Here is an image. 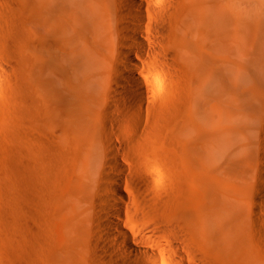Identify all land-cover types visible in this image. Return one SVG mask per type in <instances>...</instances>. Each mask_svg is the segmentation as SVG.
Returning <instances> with one entry per match:
<instances>
[{
    "label": "bare ground",
    "instance_id": "1",
    "mask_svg": "<svg viewBox=\"0 0 264 264\" xmlns=\"http://www.w3.org/2000/svg\"><path fill=\"white\" fill-rule=\"evenodd\" d=\"M0 53L20 137L16 184L2 171L15 199L0 194L17 254L0 240V264H193L161 242L212 238L198 212L228 183L201 159H262L264 0H0ZM169 77L179 107L158 141L148 126Z\"/></svg>",
    "mask_w": 264,
    "mask_h": 264
},
{
    "label": "rangeland",
    "instance_id": "2",
    "mask_svg": "<svg viewBox=\"0 0 264 264\" xmlns=\"http://www.w3.org/2000/svg\"><path fill=\"white\" fill-rule=\"evenodd\" d=\"M31 30H32V26L31 25L27 26L25 29L22 30V34L31 37L32 36ZM18 50L20 52L22 48H19ZM5 55L6 54L0 53V62L2 61ZM32 64L33 61L30 59L29 66ZM170 79L172 78L169 77L163 80L162 85L164 84L166 85H164L161 88L162 101L161 102H158L159 100L157 101V113L159 112L158 115L160 116L158 117L157 121L159 122L156 123L155 121L154 122V124L156 123L155 126L153 124L149 125L150 123H148L149 126L146 125L145 127H143L144 125L140 124V128L142 129V130L140 129V132H142L143 130H147L148 129L147 126H148L150 128L148 129V131L152 133L151 135L153 137L155 135H157L158 138L159 137L162 138L164 136L165 128L163 126L166 124V119L168 116V114L166 116L165 112L168 111L170 112V114H172L175 111V108L179 107L178 83L176 80L174 81V79H172L173 81H170ZM3 81L4 80L0 78V85L3 83ZM9 100L10 99L7 100L5 99V101L3 102L2 93L0 92V168H1L0 182H2L0 184L4 183L9 186L8 187L3 184L5 187V189H3L4 188L3 185H0L3 187V188L0 187V192H1L0 194L2 196L4 194L7 195V199H6L7 202H9V200H11L12 198L15 199L14 197L16 196V194L13 192V191L16 192V189L15 190L13 189L16 188L15 184L17 181L16 178L17 174L15 172L16 169H14V171L12 172L11 170L17 167L16 166L17 164H15L17 161L16 162L14 161L20 159L19 128H18V124L15 121L16 117H14L13 113L12 114L9 113V111L11 110L13 111L17 103L15 104V106L11 107L14 101L11 100V102H9ZM5 104L8 109V112L7 110L5 111L6 109ZM17 110H20V108ZM13 112L15 114V110ZM252 127L259 129L262 128L264 130V122L262 121L256 122L252 125ZM149 132H146V134H148ZM157 136H155L154 140L158 139L156 138ZM252 139L254 141L253 148L260 153L262 159H242L240 153L239 156L237 154L233 159H201V161L207 160L210 163L212 171L218 178L227 181L228 189H226V192H223L220 189H216L212 194L211 202H208L206 208L201 209L198 212L199 220L201 221L206 220L209 222L208 229H209V233L212 236L211 239H205L202 236H200L199 234L200 229H195V234L193 231L191 232L188 229H183L180 232L181 238L178 241L169 237L168 234L164 236V239L162 240L161 243L175 246L178 249L180 255L183 256L184 260L190 261L191 263L193 262V264H264V179L258 175V171L260 169H264V147L258 131L253 132ZM154 142L155 141H153L152 144ZM163 143L164 142H162V144ZM149 147L150 146H148V148ZM152 148L154 149L153 146ZM147 150H151V148ZM162 151L164 150L162 149ZM135 152L136 151L133 150L131 151L130 155L127 154V157L124 156L125 158H123L126 159L125 163L129 162V164H126L128 167L133 162L131 159L136 158L135 159L136 161L134 163H136L137 161L138 162L142 161V159H144L142 157H140L142 159L139 158L140 154L138 151H137L138 153ZM132 154L133 157L131 158L130 156H132ZM128 155L129 158H131L130 159L132 161L131 163L130 161H127L129 159ZM135 155L138 156L136 157ZM8 159L11 162L12 159H14L13 165H10L11 162ZM161 159L163 158L161 157L159 159L160 162ZM5 164L7 165V167L10 166V173L15 174L14 177L16 179L13 178V174H11L13 183H15L13 184V186L11 185L12 180L10 179V176H8L5 172L7 170ZM12 166L14 167L12 168ZM131 167L134 168L133 165ZM3 170H5L4 171L5 173L2 172ZM7 176L9 178V181L6 178ZM5 178L8 181L7 183ZM2 179H4L5 182H3ZM180 183L186 186L189 185V181L186 178H182L180 180ZM10 186H12L11 190L8 189L10 188ZM4 190L6 191L9 190L8 191L9 193L7 192L9 195L7 193H4L5 192ZM189 190L190 189L188 187L186 192ZM2 191L4 192L2 193ZM11 193L14 197L11 195ZM10 195H11V199L8 200V198H10ZM258 195H260L259 199L257 198ZM2 196L1 199L3 198ZM4 197L6 198V196ZM2 201L4 202V200ZM168 221H172V220L169 218ZM169 223L170 222H168L167 224L164 223V225H162L161 227L167 228L168 230L171 228V225ZM12 231L14 232V230ZM11 232L9 234L10 236L13 233ZM15 233L16 232H14L13 237L15 236ZM15 238L17 237H14L13 239ZM2 239L0 240L2 241ZM3 242L4 241H2V244ZM6 243L8 244V242ZM6 243L4 242L3 245H5ZM2 244L0 243L1 246ZM7 244L2 247L6 248V246H9L10 243L8 245ZM13 248L15 247L12 248L10 247L11 250ZM2 249L4 250V248H1L0 252H2ZM12 251H14L12 253L17 254L16 250H12ZM4 253L6 255L8 254V252L6 253V251H4ZM4 253H2L3 256ZM8 255L13 257V258L11 257V259H14V257H16L13 256V254L11 255L10 252ZM5 256L3 257L4 261L6 258ZM176 260H177L176 258H172L167 260V262L172 264ZM8 261L11 262L12 260H8ZM10 262L8 263L10 264Z\"/></svg>",
    "mask_w": 264,
    "mask_h": 264
}]
</instances>
